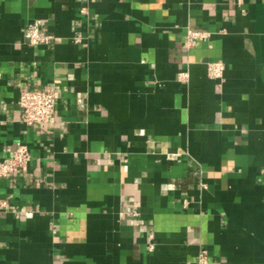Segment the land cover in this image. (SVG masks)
Segmentation results:
<instances>
[{
    "label": "crops",
    "instance_id": "obj_1",
    "mask_svg": "<svg viewBox=\"0 0 264 264\" xmlns=\"http://www.w3.org/2000/svg\"><path fill=\"white\" fill-rule=\"evenodd\" d=\"M26 89L53 125L20 121ZM18 144L0 264H264V0H0V160Z\"/></svg>",
    "mask_w": 264,
    "mask_h": 264
},
{
    "label": "built area",
    "instance_id": "obj_2",
    "mask_svg": "<svg viewBox=\"0 0 264 264\" xmlns=\"http://www.w3.org/2000/svg\"><path fill=\"white\" fill-rule=\"evenodd\" d=\"M85 3L87 0H79ZM82 15L87 16L88 11L84 4L80 9ZM24 38L32 46H48L53 35L47 33L40 21L28 24L23 30ZM207 38V35L198 31H188L185 36L184 45L192 48L197 42ZM225 65L222 61L209 62L206 65L207 75L210 79L221 85L224 79ZM181 82H186L188 73L182 72L178 75ZM20 121L27 126L43 125L50 127L55 123V94L53 91L40 89H26L20 92L18 98ZM31 160L29 149L18 144L13 154L6 159L0 160V177L5 178L14 173L25 172ZM136 215V214H135ZM153 235H149L148 249L152 250ZM199 264H206V252L202 251L198 257Z\"/></svg>",
    "mask_w": 264,
    "mask_h": 264
}]
</instances>
